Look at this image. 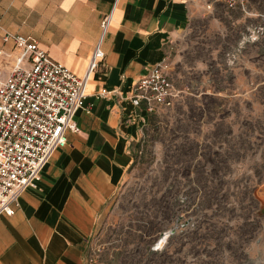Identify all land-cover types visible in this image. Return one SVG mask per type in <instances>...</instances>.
<instances>
[{"label":"rangeland","instance_id":"rangeland-1","mask_svg":"<svg viewBox=\"0 0 264 264\" xmlns=\"http://www.w3.org/2000/svg\"><path fill=\"white\" fill-rule=\"evenodd\" d=\"M172 43L183 92L101 214L92 264H264V0H202Z\"/></svg>","mask_w":264,"mask_h":264},{"label":"crops","instance_id":"crops-1","mask_svg":"<svg viewBox=\"0 0 264 264\" xmlns=\"http://www.w3.org/2000/svg\"><path fill=\"white\" fill-rule=\"evenodd\" d=\"M202 0H0V50L5 31L36 40L55 61L84 74L102 42L104 60L92 74L80 131L54 154L37 188L11 217H0V264H92L101 214L133 166L153 123L131 97L136 82L167 54ZM116 90L99 96V93Z\"/></svg>","mask_w":264,"mask_h":264},{"label":"built area","instance_id":"built-area-1","mask_svg":"<svg viewBox=\"0 0 264 264\" xmlns=\"http://www.w3.org/2000/svg\"><path fill=\"white\" fill-rule=\"evenodd\" d=\"M217 1L229 10L249 2ZM110 23L109 15L82 75L51 58L33 38L3 33V43L11 49L0 50V217L15 214L23 194L38 187L56 151L67 145L68 133L80 131L76 116L86 109L89 82L105 58L102 42ZM114 92L103 89L99 96ZM182 92L173 79L172 56L167 54L136 82L131 100L157 115L173 108Z\"/></svg>","mask_w":264,"mask_h":264}]
</instances>
